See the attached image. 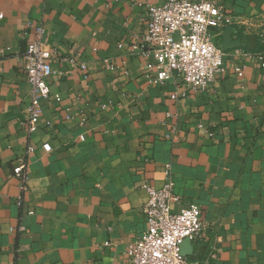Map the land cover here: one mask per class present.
I'll return each mask as SVG.
<instances>
[{"label":"crops","instance_id":"crops-1","mask_svg":"<svg viewBox=\"0 0 264 264\" xmlns=\"http://www.w3.org/2000/svg\"><path fill=\"white\" fill-rule=\"evenodd\" d=\"M213 1L236 22L213 35L221 72L189 92L155 83L142 56L148 7L161 0H0V264H126L147 229L141 186L161 188L168 165L172 211L195 204L204 225L184 257L201 260L212 243L218 264H264V68L236 53L258 50L264 0ZM38 26L55 55L28 134L23 56Z\"/></svg>","mask_w":264,"mask_h":264},{"label":"built area","instance_id":"built-area-1","mask_svg":"<svg viewBox=\"0 0 264 264\" xmlns=\"http://www.w3.org/2000/svg\"><path fill=\"white\" fill-rule=\"evenodd\" d=\"M146 21L142 56L150 57L154 62L157 69L155 83L176 79L189 92H196L205 89L221 72L224 52L214 42L213 35L236 20L224 15L213 0H161L160 5L148 7ZM252 27L258 39V50H237L236 53L264 68V14L254 18ZM54 55L42 26H38L23 56L26 82L30 87L25 123L28 134L36 129L41 115L40 103L50 95L47 79L51 75L50 62ZM104 63L110 67L106 61ZM79 66L82 71L86 70L84 64L79 63ZM233 74L242 76L243 67H235ZM54 98L56 102L60 101L59 96ZM42 148L50 152L47 143ZM27 166L21 160L13 169L20 180L22 193L27 190ZM163 175L161 188L155 189L147 184L141 186L147 194L143 206L147 229L128 245L126 264H218L217 250L212 243L205 246L201 260H188L182 255L180 246L183 240L194 241L202 237L204 225L200 208L190 204L173 212L172 205L178 204L180 199L173 190L169 165L163 168Z\"/></svg>","mask_w":264,"mask_h":264},{"label":"water","instance_id":"water-1","mask_svg":"<svg viewBox=\"0 0 264 264\" xmlns=\"http://www.w3.org/2000/svg\"><path fill=\"white\" fill-rule=\"evenodd\" d=\"M188 241H189L188 239H185V240H183V242L181 243L180 248H181V253H182L183 256H184L183 249H184V246L187 244Z\"/></svg>","mask_w":264,"mask_h":264}]
</instances>
